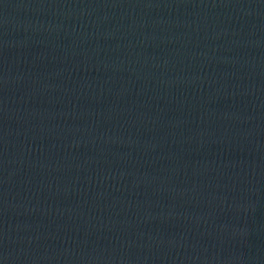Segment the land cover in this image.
Masks as SVG:
<instances>
[{
  "label": "water",
  "instance_id": "obj_1",
  "mask_svg": "<svg viewBox=\"0 0 264 264\" xmlns=\"http://www.w3.org/2000/svg\"><path fill=\"white\" fill-rule=\"evenodd\" d=\"M0 264H264V0H0Z\"/></svg>",
  "mask_w": 264,
  "mask_h": 264
}]
</instances>
